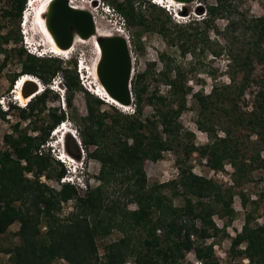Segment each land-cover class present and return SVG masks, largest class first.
I'll use <instances>...</instances> for the list:
<instances>
[{
  "label": "trees",
  "instance_id": "obj_1",
  "mask_svg": "<svg viewBox=\"0 0 264 264\" xmlns=\"http://www.w3.org/2000/svg\"><path fill=\"white\" fill-rule=\"evenodd\" d=\"M137 1L144 7L147 1L149 10L158 6L150 0ZM233 1L215 0L204 12L198 10L199 17L172 24L177 30L171 36L167 18L154 14L152 19H146L135 9L136 0H109L126 17L128 26L155 27L167 42L180 41L183 51L207 38V29L214 26L216 18L239 14L227 25L241 31L232 41L233 48L228 55L233 68L229 74L232 82L213 86L207 95L194 93L200 108L197 124L209 133L210 139L216 137L201 147L182 142L184 136H191L183 132L179 121L190 87L184 84L180 72L179 79H169L168 73L163 72L169 86L168 95L157 91L148 93L142 81L145 73H138L131 80L133 112L123 114L115 110L108 114L100 112L101 104L106 101L80 84L75 59L63 65L61 58L30 53L23 45H17L22 40L18 28L17 33L0 34L3 55L0 69L10 55L20 64L19 73H14L10 83L30 74L43 83L40 93L19 108V118L31 121V116L37 117L46 110L48 100L58 96L57 93L51 96L53 90L49 84L56 74H61L67 95L83 90L86 104L85 115L71 118L78 139L71 140L69 153L78 158L82 151L100 162L96 177L99 184L94 188L80 191L74 184L63 181L57 189L41 181V176L60 181L66 173L64 168L55 166L49 149L44 146L50 132L65 119V111L61 109L59 113L55 108L48 111L45 126L33 123L31 129L35 135L28 132V127L17 135H4L9 149H0V233L15 221L19 223L18 242L3 249L13 264H55L59 259L69 264H125L128 260L135 264H194L186 259L190 251L199 264H219L213 243L205 241L218 237L221 232L227 234L226 226L236 212L232 206L236 194L245 212L240 230L231 237L229 252L247 259L246 263L239 264H264V220L256 222L260 200L235 191L237 186L251 180L254 169L264 168L259 150L248 155L240 139L244 132L246 137L254 134L264 141V71L258 77L253 74L256 64L264 69V16L248 17L246 13H239ZM26 2L11 0L4 16L19 21ZM199 25L204 27L201 29ZM11 43L14 45L8 49L3 47ZM237 74L241 75L238 83ZM247 88H250L251 109L242 111L238 103ZM145 105L152 108L147 116L143 115ZM7 114L8 111L0 108V119H5ZM106 117L110 123L105 122ZM214 117L222 121V136H216ZM175 145L183 152V156L176 158L179 176L149 185L145 161H157L167 150L178 153ZM194 150L206 156L207 165L213 170H221L229 163L233 168L232 184L222 187L214 179L194 173L187 163ZM113 183L111 191L117 195L110 199L108 189ZM178 197L182 203L174 205L173 200ZM68 201L73 202L72 209L62 215V204ZM130 202L136 204L134 209L128 208ZM214 215L228 218L223 228L216 224ZM113 228L120 230L122 236L105 244L100 253L97 239Z\"/></svg>",
  "mask_w": 264,
  "mask_h": 264
},
{
  "label": "rangeland",
  "instance_id": "obj_2",
  "mask_svg": "<svg viewBox=\"0 0 264 264\" xmlns=\"http://www.w3.org/2000/svg\"><path fill=\"white\" fill-rule=\"evenodd\" d=\"M10 1L11 0H0V34H6L9 31H15L14 33H17L18 28L21 39V30H23L28 39L33 42L37 41L42 43V53H46L52 57L61 58L63 65H68L69 59H75L76 71L78 72L79 81L83 89L89 90L90 92H93L95 89L97 90L98 86L95 80L94 70L97 66L99 55L94 45V41L87 40L84 43H77L73 51L70 53H65L67 57L62 55L55 56L53 53L48 52L49 49L51 51V48L45 45L46 42L44 34L41 33L42 30L40 31L39 24L36 21V13L38 9H40L39 7L47 0H30L28 4L26 2L19 21L14 17L4 16L3 12L9 8L11 4ZM71 1L76 6H83L85 3L87 9L95 13L96 19L99 22L98 32L100 34H114L119 30L123 32V34L128 39L129 50L132 58V78L135 79L138 73L144 72L145 77L142 78V81L145 83L148 93L157 91L159 94L168 95L169 86L166 84L165 75H163V72L168 73L169 79H179L177 74L180 72L184 84L190 87V91L186 95L185 108L179 116V121L182 125L183 132L191 133L190 137H183V143H187L188 145L193 144L196 147H201L206 143H212V141L216 139V137H212L210 139L209 133L203 131L197 124V121L200 118V108L194 93L199 92L203 95H207L211 92L213 86L220 87L224 84H229L232 82L229 78V74L232 73L233 68L229 64L230 59L228 55L229 51L233 48L232 41L241 31L238 29H231V27H228L227 25L231 19H235V17L239 16L238 13H233L225 18H216L214 21V26L207 29V38H203V40L198 41L196 45L191 46L189 50L183 51L179 43L180 41L178 42L175 40V42L172 44L167 42L165 36L160 34L155 27L145 29L144 27L140 26H128L126 17L122 12H120L116 5L109 2V0H98L95 6L91 0ZM123 1L124 0H116V2ZM138 2L139 1L136 0L134 3L135 9L141 11L145 15L146 19H152L154 14H160L162 18H167V26H170L172 36L175 35V31L177 30V27H172V24H183L192 18L199 17L200 14H198V10L200 9L204 12L205 7L209 4L215 3V0H196L193 3L183 4L181 5L182 7L176 6L169 0H161V3L162 5H165V8L157 4L158 6L155 8H151L152 11L151 9H148L147 1L145 2L146 7L143 5L139 6ZM233 3L237 6V11H239V13H246L248 17L264 16V0H234ZM159 8L162 10H159ZM108 11L112 12L113 14L111 15L113 16L108 15ZM203 27L204 25H199V28L202 29ZM136 33H140L139 37L136 36ZM3 45V47L8 49L14 44L11 43L10 45ZM17 45H23L22 40L18 42ZM2 59L3 55L0 54V63H2ZM19 69V61L13 55L8 57L6 64L0 69V108L2 110L7 109V101L12 100V98L16 96V98H18V95L15 93L17 82L15 80L14 83L11 84L10 78L14 75V73H19ZM263 71L264 69L262 65L256 64L253 74L255 77H258L263 74ZM34 77L40 82L41 86H43L42 81L38 77ZM20 78L21 76L19 79ZM240 79L241 75L237 74L235 76L236 83H238ZM50 85L53 86L52 83H50ZM249 89L250 88H247L244 96L239 100L238 103L239 108L242 111H248L251 109V99L248 95ZM96 90L94 92H96ZM55 93L56 92L53 91L51 96H54ZM57 95V97H53V99L48 100L45 111L41 112V114H39L37 117L31 116V121L21 120L19 118L18 112L21 106L16 100H12L15 102L13 104H11V102L9 103L10 107L9 110H7L8 114L6 118L0 119V149H9L8 145L5 144L3 139L4 135H17L27 127L29 128L28 132L35 135V132H33L31 129V125L35 123L36 125L45 126L49 119L48 111H51L52 108H55L57 109L56 112L59 113V109H61L65 111L66 114L65 119L63 120L65 121V128L55 130V132L52 130L47 142L54 144L59 150H65V152H67V154L73 159L72 162H74V165H76V173L79 169L77 167L82 168L79 169V171H82L84 174V177L81 176L83 180L80 182H75L77 179L74 178L73 181L75 184L73 182L69 183L77 186L80 191L85 190L90 186L94 188L99 184V181L96 177L99 173L100 162L89 157L84 152H81L78 158L72 156L69 153L71 149V140H75V137L78 139L77 128L71 118L74 116L80 117L86 114L84 92L83 90H77L69 95H67L65 92L63 97H61L60 94ZM68 100H70V102H68ZM133 108V102L128 109L123 110L118 106H114V104H110L106 101L101 104L100 112L106 111L108 114H112L115 110H117L123 114H126L132 113ZM216 112H218V110ZM151 113V106L145 105L143 109V115L147 116ZM213 120L216 121V136H222L223 132L220 128V122L222 121L218 119L216 120L215 117ZM105 122L110 123V118L106 117ZM208 122L210 123L209 120ZM67 129H69L70 132L75 135V137L70 132L66 134L64 130ZM240 137V139L244 141V144L241 146L248 155H254L259 150L260 158H264L263 140H260L254 134L250 137H246L244 132ZM44 146L47 148L46 143ZM175 146L178 150V153H176L174 150H167L163 152L162 158L158 159L157 161H145L144 170L147 175V183L149 185L174 179L176 171L178 172L177 177L179 176V165L176 162V158L178 155L183 156V152L181 151L180 146ZM93 148L94 147L91 146V149ZM49 152L50 156L55 160V166L57 168H64L66 173L65 176L60 179V181H57L54 178L47 179L44 176H41L40 179L42 182L48 183L52 187L58 189L61 182L72 179L74 177L72 175L74 174L72 173L71 168L68 169V167L62 164V162L59 161L61 164L56 162L57 159L54 157L52 148L49 149ZM206 161V156L202 155L197 150H194L187 160V163L191 166L194 173L214 179L222 187L232 184L233 168L229 163H225L224 168L221 170H213L207 165ZM255 163H257V161H255ZM27 176L30 177L31 175L27 174ZM250 176L251 180L237 186L235 191H243L250 197V199L260 200V204L256 212V222L260 223L264 220V196H260L261 193H264V168L254 169L250 173ZM113 185L115 184H111L109 187L110 189H108L110 199L117 195V193L112 194L111 188ZM173 203L174 205L181 204L182 198H175ZM72 206V201L63 203L60 213L62 215L66 214L72 209ZM232 206L236 212L231 221L228 222V225L226 226L225 230L227 234L221 232L218 237L210 238L205 241L206 243H213L215 255L219 261V264H239L241 262H247V259L243 258L242 256H235L229 252L231 237L234 236L238 230H240L244 220L245 209L241 205V200L238 194L234 196ZM135 207L136 204L134 202H130L128 204L129 209H134ZM213 219L220 228H223V226H225L228 221V218H222L219 215H214ZM18 227L19 223L15 221L4 233H0V264H13L10 261L8 254H6L3 249L18 242V237L16 235V230ZM121 236L122 232L116 228H113L106 236L99 237L97 239L99 252H103V247L105 244L118 239ZM186 259L194 264H199V261L196 259L193 251H190L186 254ZM55 264L69 263L63 259H59L55 261ZM125 264L135 263L133 260H128Z\"/></svg>",
  "mask_w": 264,
  "mask_h": 264
},
{
  "label": "water",
  "instance_id": "obj_3",
  "mask_svg": "<svg viewBox=\"0 0 264 264\" xmlns=\"http://www.w3.org/2000/svg\"><path fill=\"white\" fill-rule=\"evenodd\" d=\"M181 4L196 0H174ZM46 26L60 49H69L74 37L88 39L95 34V23L91 12L76 9L67 0H52L48 12L43 15ZM101 54L96 66L98 80L107 95L123 106L134 100L131 91L132 58L127 39L119 34L97 37ZM24 95L37 91L35 85L23 88Z\"/></svg>",
  "mask_w": 264,
  "mask_h": 264
},
{
  "label": "bare ground",
  "instance_id": "obj_4",
  "mask_svg": "<svg viewBox=\"0 0 264 264\" xmlns=\"http://www.w3.org/2000/svg\"><path fill=\"white\" fill-rule=\"evenodd\" d=\"M52 0H47L43 5H41L36 13V21L38 22L39 24V29L41 31V33L44 34V38H45V45L50 47L51 48V52H54L55 54H65V53H70L71 51L74 50V47L76 46L77 43H84L86 42L87 40H93L94 41V45L98 51V60L100 58V54H101V50H100V47H99V44L97 42V37H100V36H112V35H115V34H119L123 37L126 38V36L123 34V32L121 30L119 31H116V33H109V34H106V33H102L100 34L98 32V20L96 19V15L94 12H91L90 10L87 9L85 3L83 6H76L71 0H67L69 5H71V7L73 8H76V9H84V10H88L89 12H91L92 16H93V19H94V23H95V34L93 36H91L90 38L88 39H83L79 36H75L74 37V42L72 44V46L69 48V49H60L57 44L55 43V40L53 39L51 33L49 32L47 26H46V20L45 18L43 17V15H45L47 12H48V7H49V4ZM93 2H95L96 0H92ZM171 3L175 4L176 6L180 7L181 3L179 2H175L174 0H169ZM161 2V0L159 1ZM90 3V2H88ZM182 7V6H181ZM38 27V26H37ZM97 29V30H96ZM37 31V30H36ZM42 45V43H40ZM66 55V54H65ZM98 62V61H97ZM95 80L97 82V86H98V89L96 90V94L98 95H101L105 100H107L108 103L110 104H114L116 106H118L119 108L121 109H128L130 106H123L121 104H119L117 101H115L114 99L110 98L107 93L105 92L104 88L102 87V85L100 84L99 80H98V77H97V73H96V67H95ZM35 81V82H34ZM32 85H35L36 88H37V91H35L34 93H31L30 95H27L25 96L24 95V92H23V88L25 87L26 89H29ZM16 94L18 95V98H15L17 100H19L21 102V104H25V102L29 101V99H31L35 94L37 93H40V89L39 87L41 86V84L38 82V80L36 81L35 78H33L32 76L30 75H23L21 76L20 79H18L17 81V84H16ZM66 134L69 133L68 131L65 132Z\"/></svg>",
  "mask_w": 264,
  "mask_h": 264
},
{
  "label": "clouds",
  "instance_id": "obj_5",
  "mask_svg": "<svg viewBox=\"0 0 264 264\" xmlns=\"http://www.w3.org/2000/svg\"><path fill=\"white\" fill-rule=\"evenodd\" d=\"M29 1L30 0H27V4L29 3ZM96 1H98V0H96ZM107 14L108 15H111L113 13L110 12V11H108ZM111 16H113V15H111ZM23 17H24V15H23ZM21 32H22V42H23V46L26 48L27 51H29L30 53H32V54H34L36 56H39V57H47V56H50V55H47L46 53H42L43 50H42L41 46H43V45H41L40 42H37V41L33 42V41H31L30 39L27 38L26 34H24V31L23 30H21ZM48 52L49 53H53V55H55V56H60V54H55L54 52H51L50 49H49ZM61 55L64 56V57H67L66 55H63V54H61ZM30 76H32V75H30ZM32 77L35 78L34 76H32ZM16 82H17V80H16ZM16 82H15V84H16ZM51 83L53 84V86L49 84V87L54 92H56L57 94H60L61 97H63L64 93L66 92V84H65V81H64L63 76L62 75H55L52 78ZM42 88H43V86H40L39 87L40 90H42ZM94 91H93V93L96 94ZM96 95L99 96V97H101L102 99H104L101 95H98V94H96ZM16 97H13L12 100H16L21 107H25V105L28 103V101L25 104L21 105V103L17 99H15ZM12 100L7 101V109H4V110H6V111L9 110V107H10V104L9 103L11 102V104H13L15 102V101L13 102ZM105 101H107V100H105ZM63 128H65V121H61L53 129V132H55V130H60V129H63ZM66 131L70 132L69 129L64 130V132H66ZM71 134L75 137V135L73 133H71ZM75 141H77V138L76 137H75ZM46 145H47V148L48 149L52 148V152L54 153V157L58 161L62 162V164H64L66 167H68V169L71 168L72 173L74 174L72 176H74V177L72 179H70V180H67L66 182H73L74 183V181H73L74 178L77 179V181H75V182H80L81 180H83V178H81V176L84 177V174H83L82 171H79V169H82V168L81 167H77L79 169H78V172L76 173V169H75L76 168V165H74V162H72L73 159L67 154V152H65V150H59L54 144H51V143H48V142H46ZM79 185L82 186L81 184H79Z\"/></svg>",
  "mask_w": 264,
  "mask_h": 264
},
{
  "label": "built area",
  "instance_id": "obj_6",
  "mask_svg": "<svg viewBox=\"0 0 264 264\" xmlns=\"http://www.w3.org/2000/svg\"><path fill=\"white\" fill-rule=\"evenodd\" d=\"M126 39H127V37H126ZM127 41H128V39H127ZM177 175H178V172L176 171V172H175V176H174V177L176 178V177H177Z\"/></svg>",
  "mask_w": 264,
  "mask_h": 264
},
{
  "label": "flooded vegetation",
  "instance_id": "obj_7",
  "mask_svg": "<svg viewBox=\"0 0 264 264\" xmlns=\"http://www.w3.org/2000/svg\"><path fill=\"white\" fill-rule=\"evenodd\" d=\"M92 1V0H91ZM93 3V5L95 6L96 4H97V1H95V2H92Z\"/></svg>",
  "mask_w": 264,
  "mask_h": 264
}]
</instances>
